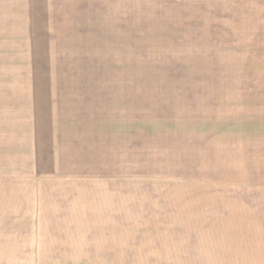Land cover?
<instances>
[{
  "label": "crops",
  "instance_id": "obj_1",
  "mask_svg": "<svg viewBox=\"0 0 264 264\" xmlns=\"http://www.w3.org/2000/svg\"><path fill=\"white\" fill-rule=\"evenodd\" d=\"M112 1L0 0V55L49 53L48 43L51 53H76L59 41ZM183 7L185 47L195 55V77L185 81L183 190L0 178V264L47 262L53 245L56 260L72 264H126L134 255L155 264H264V0ZM125 214L153 216L136 228L152 231L134 240L142 250H129L127 218L116 223Z\"/></svg>",
  "mask_w": 264,
  "mask_h": 264
},
{
  "label": "rangeland",
  "instance_id": "obj_2",
  "mask_svg": "<svg viewBox=\"0 0 264 264\" xmlns=\"http://www.w3.org/2000/svg\"><path fill=\"white\" fill-rule=\"evenodd\" d=\"M95 9L94 22L72 24L74 38L59 41L76 53H51L56 44L47 40L49 53L0 55V178H96V190L182 191L185 81L195 77L183 0H113L106 12ZM116 217L129 223L122 231L129 250H142L134 240L152 231L136 228L153 216ZM57 249L31 264H72L58 262ZM134 259L126 264H155Z\"/></svg>",
  "mask_w": 264,
  "mask_h": 264
}]
</instances>
